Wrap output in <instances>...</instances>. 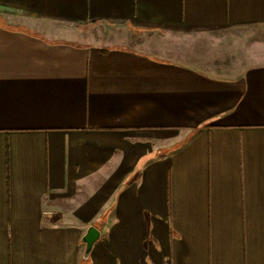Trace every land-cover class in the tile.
Segmentation results:
<instances>
[{
	"label": "crops",
	"instance_id": "obj_1",
	"mask_svg": "<svg viewBox=\"0 0 264 264\" xmlns=\"http://www.w3.org/2000/svg\"><path fill=\"white\" fill-rule=\"evenodd\" d=\"M0 264H264V0H0Z\"/></svg>",
	"mask_w": 264,
	"mask_h": 264
},
{
	"label": "water",
	"instance_id": "obj_2",
	"mask_svg": "<svg viewBox=\"0 0 264 264\" xmlns=\"http://www.w3.org/2000/svg\"><path fill=\"white\" fill-rule=\"evenodd\" d=\"M99 237H100L99 229L94 225H90L82 237V240L86 244L85 256L89 254L90 250L93 247V244L96 242V240L99 239Z\"/></svg>",
	"mask_w": 264,
	"mask_h": 264
}]
</instances>
